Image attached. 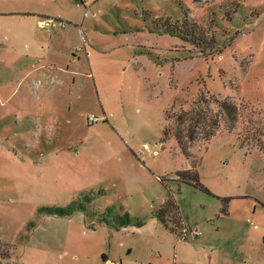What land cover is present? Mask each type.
Listing matches in <instances>:
<instances>
[{
	"label": "rangeland",
	"instance_id": "obj_1",
	"mask_svg": "<svg viewBox=\"0 0 264 264\" xmlns=\"http://www.w3.org/2000/svg\"><path fill=\"white\" fill-rule=\"evenodd\" d=\"M0 12V264H264V0Z\"/></svg>",
	"mask_w": 264,
	"mask_h": 264
},
{
	"label": "trees",
	"instance_id": "obj_2",
	"mask_svg": "<svg viewBox=\"0 0 264 264\" xmlns=\"http://www.w3.org/2000/svg\"><path fill=\"white\" fill-rule=\"evenodd\" d=\"M223 107H225V104L223 105ZM228 108V107H226ZM234 107L231 106V112L233 111ZM193 113V111H186L184 112L182 115H178V120L183 123V120H185L186 116H189V114ZM204 118V117H203ZM203 118H201L200 120L197 118L195 119V121H198V123H200L201 127L200 129L202 128V125H204L203 127V133H202V138H205V139H208L210 136L214 135V131H213V126L214 125H210L209 124V121H203ZM215 121V125H216V120ZM207 125L210 126V128H207ZM168 127V128H167ZM166 129H165V135H169L171 133V130L169 128V126H167ZM197 131L194 129V128H189L188 129V137L190 138V140H194L196 139L197 135H196ZM174 136L176 137L178 143L180 144L181 148L183 149L184 153H186L187 155V151H188V142H186L184 140V134L182 132V130L180 129L179 131L177 132H174ZM199 135V134H198ZM189 170L191 169H188V170H184V171H179V175L181 176V180L183 182H186V183H193L194 185H196L199 189H202L208 193H211V191L205 187L199 180V175L197 173V171H195L193 174L192 177H189L188 174H189ZM86 199L88 201H91L90 199H92V197H86ZM75 203V202H73ZM176 200L175 198L173 197V195H169V197L166 199V201L164 202V204H162L160 206V208L158 209L157 211V217H159V219L161 220V224L164 223V215H165V212L167 211L165 209V205H168L170 207H175L176 205ZM79 206H76L75 207V204H71V205H68L67 207H51V208H48L47 211H49L50 214H57L58 216H67V215H70L74 210H76ZM129 213H125L124 216H123V220L127 219V217L129 216L128 215ZM123 222V221H122ZM142 222H138V224H140Z\"/></svg>",
	"mask_w": 264,
	"mask_h": 264
},
{
	"label": "built area",
	"instance_id": "obj_3",
	"mask_svg": "<svg viewBox=\"0 0 264 264\" xmlns=\"http://www.w3.org/2000/svg\"><path fill=\"white\" fill-rule=\"evenodd\" d=\"M39 24L40 26L46 27L47 29H53V28H62V27L64 28L67 25V22L64 21L61 17H53V18L41 17L39 20ZM89 119L97 121V118H95L94 116H90ZM182 234L184 238H186L190 234L191 237L196 239L199 237L201 232L195 229H189L187 226H185L182 228Z\"/></svg>",
	"mask_w": 264,
	"mask_h": 264
},
{
	"label": "crops",
	"instance_id": "obj_4",
	"mask_svg": "<svg viewBox=\"0 0 264 264\" xmlns=\"http://www.w3.org/2000/svg\"><path fill=\"white\" fill-rule=\"evenodd\" d=\"M6 14H8V12H0V16H3V15H6ZM39 20H40V18L38 19V24H39ZM39 26H40V24H39ZM41 28H45V29H47L46 27H42V26H40ZM67 27V25L64 27V28H66ZM63 28V27H62ZM62 28H53V30H55V29H62ZM63 28V29H64ZM49 30V29H48ZM51 30V29H50ZM41 48H43V47H41ZM38 68H40V69H46V66H44V64H42L41 65V67H38ZM60 68H62V67H60Z\"/></svg>",
	"mask_w": 264,
	"mask_h": 264
}]
</instances>
